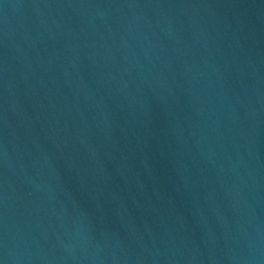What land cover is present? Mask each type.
Masks as SVG:
<instances>
[{
    "label": "water",
    "instance_id": "obj_1",
    "mask_svg": "<svg viewBox=\"0 0 264 264\" xmlns=\"http://www.w3.org/2000/svg\"><path fill=\"white\" fill-rule=\"evenodd\" d=\"M0 260L264 264V0H0Z\"/></svg>",
    "mask_w": 264,
    "mask_h": 264
},
{
    "label": "clouds",
    "instance_id": "obj_2",
    "mask_svg": "<svg viewBox=\"0 0 264 264\" xmlns=\"http://www.w3.org/2000/svg\"><path fill=\"white\" fill-rule=\"evenodd\" d=\"M0 264H5V261L4 260H0Z\"/></svg>",
    "mask_w": 264,
    "mask_h": 264
}]
</instances>
